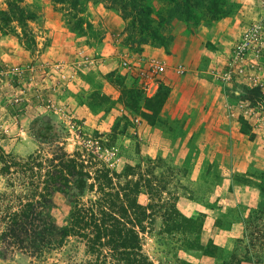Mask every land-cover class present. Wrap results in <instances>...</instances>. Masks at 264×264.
Listing matches in <instances>:
<instances>
[{
  "label": "rangeland",
  "instance_id": "1",
  "mask_svg": "<svg viewBox=\"0 0 264 264\" xmlns=\"http://www.w3.org/2000/svg\"><path fill=\"white\" fill-rule=\"evenodd\" d=\"M14 3L0 0V9L36 16L10 21L0 35L3 152L22 159L62 144L121 181L126 174L140 180L138 202L154 212L142 247L155 264H234L249 252L257 255L238 264H264V249H248L246 229L253 221L264 237V0ZM182 45L193 62L185 58L183 72L168 68L151 88L121 72L123 56L146 49L174 55ZM102 57L112 61L105 73ZM5 179L0 174V190ZM95 198L85 179L70 195L55 193V222L68 224L74 200ZM173 205L194 224L163 216ZM85 258L76 236L40 258L0 246V264Z\"/></svg>",
  "mask_w": 264,
  "mask_h": 264
},
{
  "label": "trees",
  "instance_id": "2",
  "mask_svg": "<svg viewBox=\"0 0 264 264\" xmlns=\"http://www.w3.org/2000/svg\"><path fill=\"white\" fill-rule=\"evenodd\" d=\"M19 1L11 5L19 8ZM55 1L63 3V0ZM35 16L22 8H19V16L0 9V35L10 21L18 20L23 24L24 20ZM23 40L27 45L32 43L25 33ZM0 174L6 177L5 189L0 190L3 251L20 249L40 258L68 237L76 236L85 247L86 258L80 264H155L142 247L141 232L154 212L150 205L138 202L140 180L127 178L126 174L121 181V174L85 158L79 150L67 152L62 144H50L22 159L0 148ZM80 179L87 180V190L96 198L87 202L74 200L68 224L58 226L51 213L53 195L57 192L70 195ZM171 213L182 217L187 226L194 224V219L181 214L175 205L172 210L164 211L163 216ZM256 227L258 225L251 221L246 228L251 230L248 249L252 251L256 246L264 249V237ZM189 246H197L195 240ZM255 255L249 252L234 264L250 261ZM180 263L192 264L184 260Z\"/></svg>",
  "mask_w": 264,
  "mask_h": 264
},
{
  "label": "built area",
  "instance_id": "3",
  "mask_svg": "<svg viewBox=\"0 0 264 264\" xmlns=\"http://www.w3.org/2000/svg\"><path fill=\"white\" fill-rule=\"evenodd\" d=\"M121 59V66L127 72L133 73L136 78L145 82L147 88H151V85L156 84V78L168 71V66L164 62L148 55L139 54L135 57L123 56ZM170 69L172 71L183 72L185 71V66L184 64H177Z\"/></svg>",
  "mask_w": 264,
  "mask_h": 264
},
{
  "label": "crops",
  "instance_id": "4",
  "mask_svg": "<svg viewBox=\"0 0 264 264\" xmlns=\"http://www.w3.org/2000/svg\"><path fill=\"white\" fill-rule=\"evenodd\" d=\"M144 53L150 55L151 57H153V58H155L161 62H164V63L170 62V64H168V68H171L172 66H175L177 64H183L182 61H184L185 58H188L187 61H190V59L191 60L193 59L192 56L194 57L193 53L191 54L189 45H187V46L182 45L180 48L177 49V52L174 55H169L168 53H166L165 51H163L161 49H146L144 51ZM192 62H193V60H192ZM111 65H112V61H108L107 59H104L103 57L99 58V60H98V70L103 71L104 73H105V71H108V69L111 67ZM169 65H170V67H169ZM121 69H122L121 70L122 73L125 74L127 72V70L125 68H123L122 66H121ZM170 72H173V71L171 70ZM130 74L133 75V73H129L128 74L129 77H131ZM174 78H175L174 76H171V78L167 79L166 82L170 83V81L172 82ZM187 79L192 81L193 78L191 77V78H187ZM174 91H175V88L172 89V93ZM156 131H159V130H156ZM176 145L177 146L178 145H184V143L179 144V142H177Z\"/></svg>",
  "mask_w": 264,
  "mask_h": 264
}]
</instances>
